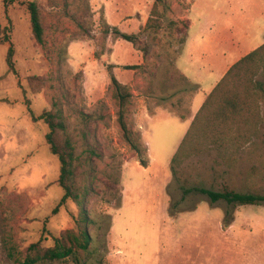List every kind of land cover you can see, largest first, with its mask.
<instances>
[{"label": "rangeland", "instance_id": "rangeland-1", "mask_svg": "<svg viewBox=\"0 0 264 264\" xmlns=\"http://www.w3.org/2000/svg\"><path fill=\"white\" fill-rule=\"evenodd\" d=\"M28 2L39 12L41 45ZM154 2L0 0V36L9 39L0 44V264L79 228L87 250L45 264H264V203L183 197L192 188L264 195V96L249 144L218 150L193 131L176 179L170 170L205 96L264 44V0H160L155 32L145 30ZM111 77L131 94L124 120L145 166L118 124ZM55 109L73 148L80 207L67 201L53 215L64 193L60 164L38 117Z\"/></svg>", "mask_w": 264, "mask_h": 264}, {"label": "trees", "instance_id": "trees-1", "mask_svg": "<svg viewBox=\"0 0 264 264\" xmlns=\"http://www.w3.org/2000/svg\"><path fill=\"white\" fill-rule=\"evenodd\" d=\"M155 0L150 11V17L146 21L145 30L158 31L160 22L157 2ZM26 10L29 15V24L32 36L39 45L43 43V28L40 21L39 12L34 2H28ZM112 34L117 35L127 42L135 43L136 37L112 29ZM9 42L7 36H0V44ZM13 48L9 45L6 62L10 69L12 62ZM114 96L118 106L117 121L122 131L125 141L136 152L140 165L145 166L141 158L140 145L131 137L125 123V105L131 94L127 92L126 86L120 84L114 77H111ZM264 96V44L254 49L247 55L235 62L215 84L210 93L206 96L201 107L192 119V122L181 140L178 148L172 156L170 170L172 176H178L179 155L183 146L189 142L188 138L194 131V135L201 134L210 141L216 149H227L229 146L235 150L249 144L250 135L257 130L252 125L257 126L254 120L259 113L258 99ZM58 111H44L38 119L42 120L48 127L45 135L46 144L53 155L58 157L60 164L58 184L63 190V195L58 206L52 210V214L57 213L58 207L67 201L74 202L80 207L79 195L72 186V165L74 161L73 148L66 137L65 129L60 119ZM33 122L36 118L31 115ZM212 148V147H211ZM211 151V150H209ZM176 179V178H175ZM190 192L200 193L208 197L214 204L219 201L227 205H259L264 203V195L255 193H240L224 189L214 191L204 188H192L183 190V197ZM87 219L84 218L83 222ZM90 239L86 231L79 228L78 231L66 230L53 238V246L42 248L41 241L30 244L24 257L17 256L16 252H8L7 258L18 264H45L64 261L72 258L76 250H87Z\"/></svg>", "mask_w": 264, "mask_h": 264}, {"label": "crops", "instance_id": "crops-1", "mask_svg": "<svg viewBox=\"0 0 264 264\" xmlns=\"http://www.w3.org/2000/svg\"><path fill=\"white\" fill-rule=\"evenodd\" d=\"M212 89H213V88H212ZM209 93H210V92H209ZM209 93H208V94H209ZM208 94H207V95H208ZM207 95H206V96H207ZM206 96H205V98H206ZM205 98H204V100H205ZM203 102H204V101H203ZM203 102H202V103H203ZM201 105H202V104H201ZM200 107H201V106H200ZM200 107H199V108H200ZM198 110H199V109H198ZM198 110H197V111H198ZM196 113H197V112H196ZM196 113H195V114H196ZM194 116H195V115H194Z\"/></svg>", "mask_w": 264, "mask_h": 264}]
</instances>
